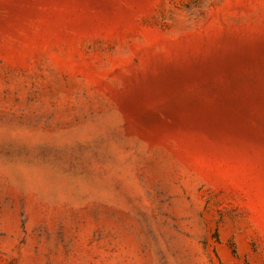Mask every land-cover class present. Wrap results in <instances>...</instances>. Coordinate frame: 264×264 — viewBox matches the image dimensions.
Returning <instances> with one entry per match:
<instances>
[{"label": "rangeland", "instance_id": "rangeland-1", "mask_svg": "<svg viewBox=\"0 0 264 264\" xmlns=\"http://www.w3.org/2000/svg\"><path fill=\"white\" fill-rule=\"evenodd\" d=\"M0 264H264V0H0Z\"/></svg>", "mask_w": 264, "mask_h": 264}]
</instances>
